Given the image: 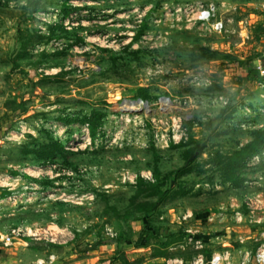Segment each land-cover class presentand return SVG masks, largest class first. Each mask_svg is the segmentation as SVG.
Returning <instances> with one entry per match:
<instances>
[{
  "label": "rangeland",
  "instance_id": "1",
  "mask_svg": "<svg viewBox=\"0 0 264 264\" xmlns=\"http://www.w3.org/2000/svg\"><path fill=\"white\" fill-rule=\"evenodd\" d=\"M33 1L0 0V238L55 248L56 264H193L208 248L252 264L264 243V155L249 161L240 188L218 173L210 181L203 169L213 166L203 162L264 128L262 74L238 80L249 72L245 61L264 58L255 27L264 26V0H44L46 11L30 12ZM65 2L78 8L52 34L47 26L62 22ZM210 3L221 33L196 18ZM138 87L159 98L130 112L123 100ZM94 109L105 116L88 145L84 125L63 119ZM179 113L192 123L194 170L174 179L187 149L171 146L180 141ZM50 133L72 147L67 157L42 164L22 152ZM155 165L168 197L146 230L129 208L130 179L154 182ZM107 226L116 235L106 241ZM186 227L209 237L203 249Z\"/></svg>",
  "mask_w": 264,
  "mask_h": 264
},
{
  "label": "trees",
  "instance_id": "2",
  "mask_svg": "<svg viewBox=\"0 0 264 264\" xmlns=\"http://www.w3.org/2000/svg\"><path fill=\"white\" fill-rule=\"evenodd\" d=\"M44 0H34L32 2L33 8L30 12H40L46 11V5H44ZM73 6V5H72ZM65 2L61 6V20L62 22L58 21L56 23H50L47 27L50 32L53 34L58 29H65L62 25L64 19L78 7H72ZM142 26V25H141ZM145 24H143V27ZM255 27L259 28L261 33L264 32V26L259 25L258 23L255 24ZM66 30V29H65ZM142 29L138 31L137 36L141 35ZM53 37V36H52ZM78 40H82V38H78ZM259 59V60H258ZM256 59H249L244 63L249 67V72L247 73L246 77H238L240 82H243L246 78L250 77L251 71H255L257 74H262V79H264V58ZM258 61H260L258 64ZM237 64L243 63L241 60L236 61ZM262 67V69L259 68ZM128 98V97H127ZM141 98L147 102H153L157 100L159 97L150 95L149 89L147 87H138L134 90L131 97L128 99H137ZM118 101H105V104H115ZM22 109L23 104L19 105ZM105 114L99 110H92L89 114L84 115L82 118L76 119H63L66 123H71L73 121L81 122L82 125H88L90 134L93 138L96 137L98 130H100L103 126ZM191 122L185 120L184 125L188 128L191 126ZM194 142L192 136L187 137L186 140H181L178 143H173L171 146L173 148L176 147H187L184 151V165L180 169L176 171L174 175V179L179 178V176L183 174H188L194 170L193 165V153L194 147H188ZM25 155H32L36 160H38L42 164H47L51 162H56L58 158L67 157V149L65 144L60 140L54 137L50 133V137L47 141L37 144L36 146L28 147L26 146L23 151ZM264 155V128H258L253 130L251 139L247 141L245 144L240 145L239 147L235 148L231 153H221L219 150H216L212 156L206 159L203 163L205 165L213 166L212 169H203V171H211L209 180L212 181L213 174L218 173L221 177V181L223 183H228L235 188H240L245 185L247 181L246 171L249 168V161L255 157ZM257 168H264V163L257 166ZM153 174L155 176L154 182H146L141 176H137L136 183L134 184L135 193L132 195L130 200L129 208L134 211L135 213H139L142 216L143 220V227L146 230L154 229V225L150 222V216L154 213H158L160 206L162 203L167 199V191L168 189H164V182L159 179V169L155 165L153 167ZM46 185V184H45ZM178 193L180 191H177ZM103 199L107 202L106 195H103ZM107 210L111 209L114 212H118L114 206H111L107 203ZM106 210V211H107ZM153 230V231H154ZM139 236H142L139 235ZM110 238L106 237V241ZM111 240V239H110ZM207 258L209 259L212 255V251L208 248L206 250Z\"/></svg>",
  "mask_w": 264,
  "mask_h": 264
},
{
  "label": "built area",
  "instance_id": "3",
  "mask_svg": "<svg viewBox=\"0 0 264 264\" xmlns=\"http://www.w3.org/2000/svg\"><path fill=\"white\" fill-rule=\"evenodd\" d=\"M196 8H197V12L195 14H196L197 20H199L202 23L209 24L210 27L212 28V30L215 32H218V33L222 32V30L224 29L223 21L221 19L212 20L215 16L216 12H217L215 4H213V3L207 4V5H202V4L200 5L199 4ZM42 13H44V12H42ZM259 68L262 69L261 66H259ZM263 72H264V70L262 69V73ZM127 101H130V102L138 101L139 102V104H138L139 109L141 108V106H143L144 108H146V107L148 108V107L152 106V102L144 101L141 98H137V99H128V98L126 99V98H124L123 105ZM156 101H154V102H156ZM168 102H170V101L164 97V98H160L158 103H160L161 105L162 104L166 105ZM135 110L129 109L130 112L135 111ZM180 115H181V113L178 114V119H177V122L173 125V130L174 131L176 130L177 132L180 131V135L176 138L181 141V140H186L188 135H186L187 127L184 125V121L187 119V117H184V120H183V119H181ZM173 120H175V119H173ZM84 127L86 130V135H85L84 141H86V144L90 145L92 142V136L90 134V130H89L88 125L86 124V125H84ZM174 127H176V129ZM180 141H178V142H180ZM71 146H73L72 143H71ZM71 148L72 147L66 146V149H71ZM77 148H78V146L76 145L75 149H77ZM145 176H147V178L150 179L151 178L150 177L151 176L150 171H149L148 175H145ZM130 180L133 182H136V180L134 181V179H130ZM189 217H191L190 213L185 214L183 216V220L187 221L189 219ZM185 231L187 233L186 238H188L189 242H194L198 249H203L204 245L209 240V237L207 235H205L203 233L198 234V232L196 233L188 227H186ZM13 232L15 233L16 231L13 230ZM18 232H19V230L17 231V234H19ZM105 233H106L105 234L106 237H108V238H114L116 235L114 230L108 226L105 229ZM230 255H231V253L229 250H226L224 252L214 251L212 253L211 257L208 259L204 256V254L202 252H200L193 264H230L231 263ZM250 260L252 261V264H264V243H262L259 246L255 255L253 257H251ZM248 262H249V256L246 255L242 261V264H247Z\"/></svg>",
  "mask_w": 264,
  "mask_h": 264
},
{
  "label": "crops",
  "instance_id": "4",
  "mask_svg": "<svg viewBox=\"0 0 264 264\" xmlns=\"http://www.w3.org/2000/svg\"><path fill=\"white\" fill-rule=\"evenodd\" d=\"M13 234V233H12ZM10 241L0 238V264H56L58 259L55 248L47 251L44 247L30 246L15 235H9Z\"/></svg>",
  "mask_w": 264,
  "mask_h": 264
},
{
  "label": "bare ground",
  "instance_id": "5",
  "mask_svg": "<svg viewBox=\"0 0 264 264\" xmlns=\"http://www.w3.org/2000/svg\"><path fill=\"white\" fill-rule=\"evenodd\" d=\"M126 103H128V105H131L132 104V109H134V110L135 109H139V107H138L139 102L138 101H135V102L127 101Z\"/></svg>",
  "mask_w": 264,
  "mask_h": 264
}]
</instances>
